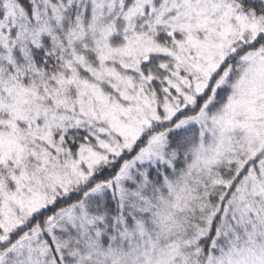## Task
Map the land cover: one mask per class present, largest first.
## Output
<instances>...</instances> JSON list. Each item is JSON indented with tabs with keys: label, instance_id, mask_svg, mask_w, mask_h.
Wrapping results in <instances>:
<instances>
[{
	"label": "snow or ice",
	"instance_id": "1",
	"mask_svg": "<svg viewBox=\"0 0 264 264\" xmlns=\"http://www.w3.org/2000/svg\"><path fill=\"white\" fill-rule=\"evenodd\" d=\"M0 264H264V0H0Z\"/></svg>",
	"mask_w": 264,
	"mask_h": 264
}]
</instances>
